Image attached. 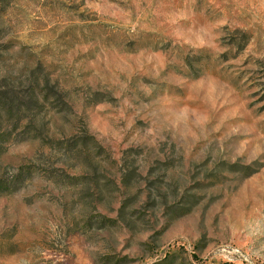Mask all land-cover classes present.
I'll return each instance as SVG.
<instances>
[{
    "label": "rangeland",
    "instance_id": "rangeland-1",
    "mask_svg": "<svg viewBox=\"0 0 264 264\" xmlns=\"http://www.w3.org/2000/svg\"><path fill=\"white\" fill-rule=\"evenodd\" d=\"M0 264H264V0H0Z\"/></svg>",
    "mask_w": 264,
    "mask_h": 264
}]
</instances>
